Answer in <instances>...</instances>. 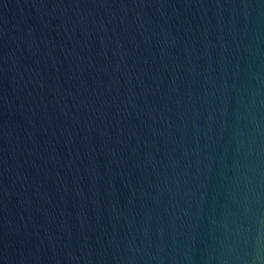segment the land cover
<instances>
[{
    "label": "water",
    "instance_id": "obj_1",
    "mask_svg": "<svg viewBox=\"0 0 264 264\" xmlns=\"http://www.w3.org/2000/svg\"><path fill=\"white\" fill-rule=\"evenodd\" d=\"M0 264H264V0H0Z\"/></svg>",
    "mask_w": 264,
    "mask_h": 264
}]
</instances>
